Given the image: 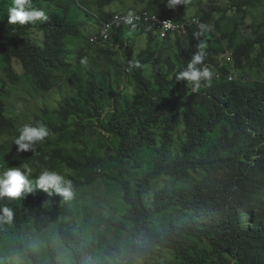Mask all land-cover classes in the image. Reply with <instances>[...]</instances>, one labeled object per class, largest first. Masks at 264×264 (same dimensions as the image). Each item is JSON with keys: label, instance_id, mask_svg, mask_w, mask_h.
<instances>
[{"label": "trees", "instance_id": "1", "mask_svg": "<svg viewBox=\"0 0 264 264\" xmlns=\"http://www.w3.org/2000/svg\"><path fill=\"white\" fill-rule=\"evenodd\" d=\"M114 1L33 0L36 8L48 7L49 17L37 22L34 32L42 41L36 42L32 26L8 24L9 3L0 0V62L7 76L3 83L0 78V172L28 164L34 182L44 168L57 170L73 190L70 199L35 187L21 198L0 199V208L13 212L11 220L0 212V264H264V80L230 82L223 69L225 76L216 81L212 68L224 47L233 51L241 74L257 67L264 58V21L248 27L255 37L243 40L237 24L228 32L217 26L220 37L208 30L218 24L217 13L236 9L245 18L248 8L258 7L256 0H233L230 9L213 1L200 6L207 30L190 26L174 38L161 39L152 23L129 26L148 39L138 54L123 42V56L96 44L91 54L79 49L76 69L88 70L84 84L72 79L75 96L44 111L55 121L45 124L51 134L35 154L17 153L21 119L9 117L3 96L8 85L24 76L40 94L54 90L72 69L64 38L81 35L87 24L81 15L97 24L108 19L112 12L105 8ZM136 1L161 17L187 18V0L175 10L161 0ZM126 32L119 28L116 40L124 41ZM198 40L206 42L204 65L212 77L193 93L186 81L177 83L175 73L186 67ZM154 41L160 49L152 48ZM167 43L172 51L165 56ZM97 59H109L115 68L98 83L90 74L104 66ZM121 75L127 77L124 87ZM97 136V148L84 142ZM176 136L183 138L178 152ZM103 182L116 186L110 202L89 192ZM93 206L106 213L95 216ZM52 228L59 249L50 239L26 236L28 229L42 235ZM62 251L69 253L65 259Z\"/></svg>", "mask_w": 264, "mask_h": 264}, {"label": "rangeland", "instance_id": "2", "mask_svg": "<svg viewBox=\"0 0 264 264\" xmlns=\"http://www.w3.org/2000/svg\"><path fill=\"white\" fill-rule=\"evenodd\" d=\"M5 1H8L5 4L7 8L11 7L12 2L10 0H3V4ZM12 1V0H11ZM214 2L215 5L221 7V8H228L230 9L233 0H187L186 5V12L187 16H198L200 6L204 7L210 4L211 2ZM257 6L256 8L247 9V16L244 18L243 13H239L236 9H231L229 11H222L220 13H217L214 17L216 20H218V24L212 23L208 26V30L213 31L214 35L216 37H220V33L217 32L216 27L218 26L222 32H228L232 31L234 26L237 24L240 28L239 34L243 39L246 38H254L255 35L252 32V29H248V27L253 26L254 24H258L264 21V0H256ZM37 5L35 4L34 7ZM144 6L137 3L136 0H116L112 2L110 5L106 7V10L110 12L114 11H138L143 10ZM46 12L48 11L47 8H43ZM58 10V9H57ZM79 17V16H78ZM80 20H86L87 24L85 26H82V32L79 37H73V36H66L64 38V55L66 59L72 64V69L69 71L68 74L65 75L64 81L56 86L54 90H52L48 94H40L38 93L34 88H32L30 82L25 78L22 74L24 73V70L21 65L18 64L16 68L18 69V72L23 76V80L18 85H11L9 84L7 87V94H4V99L8 107V114L11 118H20L21 122L20 125L24 123H32L35 124L36 122H43L44 124H51L55 121V115H52L50 113H45L44 111L47 110H54L56 109L60 103H62L64 100L71 98L75 96L76 90L71 85V80L74 79V82L77 85L84 84V81L86 80L88 73L86 69H76L77 67V58H78V50L82 49L85 52H88L89 48L92 46L88 44V37L96 32L98 29V26L95 24V19L93 18H86L83 15H81ZM244 18V20H243ZM244 23V25H242ZM128 31V29H127ZM128 33V34H127ZM31 39L37 42L42 41V36L38 32H34V34L31 33L30 36ZM125 39H127V42L131 43L135 47L136 54L142 52L143 50H146L148 47V39L145 35H139L138 32H132L128 31L126 32ZM227 41H222V46H226ZM236 43H238L236 41ZM161 46H158V41H154L152 43L153 49H160ZM88 48V49H87ZM166 52L165 56L170 53L171 45L167 43L165 45ZM88 54H91L88 52ZM121 55V54H120ZM119 55V56H120ZM258 55V53H256ZM254 57L256 60L257 57ZM82 57H84L83 64L87 65L85 61L88 60V57L85 56V54H82ZM113 57V56H112ZM111 57V58H112ZM116 58V55L114 56ZM113 60V58H112ZM118 60H121L119 58ZM98 62H103L102 67L99 68V70H94L90 74H94L96 80V83L103 82L104 81V75L105 72L115 73V68L113 67L112 63L109 62V59L104 60H98ZM108 62L106 65L104 62ZM114 61V60H113ZM260 64L250 69V72L245 75L247 80L249 82L256 81V80H264V58L260 59ZM146 71L148 74H151V66L148 64L146 66ZM76 73L75 77H72V74ZM0 78L1 82H5L7 80L6 73L4 71L3 65L0 62ZM119 81L123 84V87L125 85V82H127V77L120 76ZM86 83V82H85ZM85 86V85H84ZM86 137V136H85ZM83 137L82 139H84ZM106 138H109L106 136ZM101 139L100 137H95L90 139L89 137L84 139V142L90 144V148L94 149L97 148L98 140ZM180 139H183L182 136H176L175 143L173 145L175 152H178L180 150ZM108 152V150H107ZM101 153H103L101 151ZM157 187L156 185L154 186ZM89 192L93 194L95 197L101 200V197H104V200L106 202H110L114 197H116L117 189L113 182H103L101 184H95L93 185ZM91 213H94L95 216L100 217L102 213H106V209H99L98 207L93 206L91 208ZM27 237H35L40 240L42 239H50L53 241V243L56 246V249L60 248L58 233L56 232L55 228L50 229L49 231L45 232L42 235H38L35 231L32 229H28L26 231ZM69 255L67 251H62L60 254L61 258H66Z\"/></svg>", "mask_w": 264, "mask_h": 264}, {"label": "clouds", "instance_id": "3", "mask_svg": "<svg viewBox=\"0 0 264 264\" xmlns=\"http://www.w3.org/2000/svg\"><path fill=\"white\" fill-rule=\"evenodd\" d=\"M161 2L165 3L166 7L170 10H175L178 8V6L183 5V0H161ZM144 10L145 9L138 11H131V12L114 11L112 12V15L108 19L105 20L100 19V24H97L95 21V24L98 26V29L94 34L88 37L87 40L88 44L99 45L100 47L106 48L108 50H112L115 53L119 52L121 56H123L122 42L124 44H129V42H127V39H124V41L116 40L118 29L123 28L127 30L128 27L131 26L132 29L134 30L136 24H142V23H133V20L131 19L132 14ZM115 14L128 15V18L125 19L126 24L124 23L117 24L114 30L112 31L111 38L106 42L102 43L100 39L98 41L91 42L90 38L98 33L102 21H109ZM92 16L97 17V15L94 14V12H92ZM190 17L199 18V16L197 15L187 16V18ZM48 19L49 17L45 10L33 6V0H12V5L11 7L8 8V24L10 25L18 24L21 26L30 25L32 26V28L30 29V33L32 34H34V30L37 25V22H46ZM172 23L173 21L171 20H164L161 23V30H160L161 35H164L167 32V30L172 27ZM195 25L199 27L201 30L203 29L207 30L206 25L202 24L201 20L199 24H192L190 26H195ZM190 26L187 27V33H188V28ZM187 33L178 34V35H186ZM200 35H202V32H198L196 34L197 37H199ZM195 47H196V51L191 56L186 67H184L183 70L175 73V80L177 81V83L181 81H186L187 86L188 85L192 86L193 93L199 90V88L201 87V81H209L212 77V72L210 68L207 65H204V60L207 56L206 42L203 40H198ZM224 48L225 51L216 57L217 58L216 64L215 66L212 67L213 69H216L215 80L216 81L221 80L225 76L224 72H222L221 70L227 69L229 72L228 76H226L228 80H229V76L233 74V76L235 77L233 81H242L243 83L248 82L247 78L243 77L244 73L241 74L236 68L233 51L227 50L226 47ZM227 56H230L232 60L228 61ZM130 64L139 67L138 62L136 61H130ZM17 131L19 134L14 139V145L17 146L16 151L18 154L25 152H32L35 154L37 145L39 143L44 142L46 138H48L51 134L49 128L43 122H36L35 124L24 123L18 128ZM31 175H32V171L29 168L28 164H20L18 167H8L3 172H0V199L8 198L14 200L21 198L26 192L30 193L34 187L44 191L45 193H47L48 196L58 195L65 199H70L72 197L73 195L72 182L70 179L66 177L65 174L61 173L60 171L44 168L39 173V175L36 176L34 182L32 179H30ZM0 212L3 213V218L8 220L12 219L13 212L11 208L2 207L0 208Z\"/></svg>", "mask_w": 264, "mask_h": 264}, {"label": "built area", "instance_id": "4", "mask_svg": "<svg viewBox=\"0 0 264 264\" xmlns=\"http://www.w3.org/2000/svg\"><path fill=\"white\" fill-rule=\"evenodd\" d=\"M128 18V15H120L115 14L109 21H102L100 30L98 33L90 38L91 42L100 41L102 43L109 40L112 36V31L114 30L115 26L120 23H125V19ZM131 19L133 20V23H152L155 25L156 31L160 38L164 39L169 36L175 37L178 34H185L187 33V27L192 24H199L200 20L197 17H190L182 22H178L174 20L172 17L166 16V17H160L155 13H152L150 11L144 10L137 13L132 14ZM164 20H171L173 21L172 27L167 30V32L164 35H161V23ZM227 60L231 61L232 58L230 56H227ZM127 71L130 72V68H127ZM233 73V72H232ZM235 77L233 74L229 76V80L233 81Z\"/></svg>", "mask_w": 264, "mask_h": 264}]
</instances>
